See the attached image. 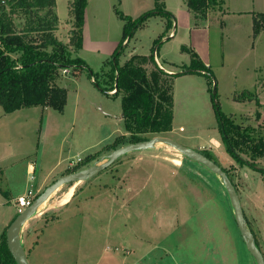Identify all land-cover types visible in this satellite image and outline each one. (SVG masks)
Instances as JSON below:
<instances>
[{
    "label": "rangeland",
    "instance_id": "374dc122",
    "mask_svg": "<svg viewBox=\"0 0 264 264\" xmlns=\"http://www.w3.org/2000/svg\"><path fill=\"white\" fill-rule=\"evenodd\" d=\"M158 4L173 16L172 26L166 31L168 19L163 14L148 16L134 30L117 62L113 61L123 34L121 15L135 20ZM4 10L9 11V6ZM54 11L67 20V0H55ZM261 11L264 0H221L216 13L195 23L185 0H87L82 45L70 50L88 68L60 71L57 83L67 89L63 110L29 107L6 113L0 107V189L4 191L0 192V224L18 213L14 200L2 203L12 198L8 188L13 195L36 188L38 179L27 174V163L36 166L41 180L47 174L51 181L70 169V161L76 170L90 158L104 161L110 151L131 142L121 118V95H108L102 88L113 82L110 73L116 63L122 65L131 54L148 55L154 49L156 63L168 73H180L197 59L211 69L212 77L198 72L174 76L170 130L140 135L165 136L207 151L224 167L236 183L246 223L264 255L263 173L226 151L213 106L215 100L222 114L264 133V32L256 37L252 33V18ZM12 18L16 30L36 27L44 20L52 24L54 19L44 8L18 9ZM64 32L56 36L61 41ZM32 35L40 37L41 33ZM156 39L160 41L154 45ZM255 166L264 169V156ZM91 178L92 187L77 194L68 211L59 213L58 206L52 205L74 183L56 189L28 220L37 228L33 254L40 252L38 263L29 256V264H75L76 259L90 264H247L249 256L253 259L219 176L171 146L156 143L128 152ZM88 182L79 181L74 189ZM81 186L76 190H83ZM88 193L99 194L103 229L96 228L101 223L95 217L83 223L82 216L67 215ZM46 207H51L49 213L40 215ZM87 222L93 230L81 234ZM88 238L92 246L78 253V242ZM49 246L54 247L47 255ZM141 256L145 260H139Z\"/></svg>",
    "mask_w": 264,
    "mask_h": 264
},
{
    "label": "trees",
    "instance_id": "16d2710c",
    "mask_svg": "<svg viewBox=\"0 0 264 264\" xmlns=\"http://www.w3.org/2000/svg\"><path fill=\"white\" fill-rule=\"evenodd\" d=\"M86 4L87 0L69 1L68 14L72 19V29L69 42L64 43L52 33L57 22L54 11L55 0L0 2V107L4 112L10 113L29 107L63 110L67 89L57 83L60 71H68L69 68H88L86 62L80 57H73L70 50L72 46L79 49L82 45ZM185 4L197 23L206 18L207 14L216 13V9L221 7V0H185ZM5 5L9 6L7 12L4 10ZM159 5L135 20L121 15L125 21L122 39L112 54L116 62L128 41L124 45L122 43L132 37L134 30L148 16L163 14L168 19L166 29L172 26L173 16ZM42 8L53 15L52 24L44 20L36 27L15 29L12 15L16 10ZM261 31H264V12H258L252 18L253 37ZM33 33H41V35L38 37L32 35ZM159 41L156 39L154 45ZM154 55V49L148 55L133 53L122 65L116 63L110 73L113 82L110 83L109 88H102L108 95H121L122 117L126 131L131 134V142L148 139L142 137L141 133H160L170 130L173 114L172 78L174 76L181 73L198 72L212 77L211 69L199 63L197 59L180 73H168L159 67ZM93 75L90 70L89 76ZM113 89H116L115 92L109 93ZM250 95L254 96L253 93ZM211 96L213 97L212 93ZM213 106L215 108V104ZM215 112L226 151L236 161L253 167L264 156V133L258 132L256 126L241 125L235 122L233 118L222 114L219 107ZM200 152L215 161L207 151ZM236 154L245 158L242 159ZM221 168L231 179L227 170L224 167ZM260 171L264 178V170ZM232 183L234 184L233 181ZM5 233L6 229L0 235V264H16L7 247Z\"/></svg>",
    "mask_w": 264,
    "mask_h": 264
},
{
    "label": "water",
    "instance_id": "95a60500",
    "mask_svg": "<svg viewBox=\"0 0 264 264\" xmlns=\"http://www.w3.org/2000/svg\"><path fill=\"white\" fill-rule=\"evenodd\" d=\"M127 41L128 39H126L125 42ZM113 61H115V57H113ZM215 94H216V86L214 85L212 90L213 98ZM214 104H215V108H218L216 106L215 100H214ZM156 143H164L168 146H171L172 148L179 151L185 157L193 161H197L204 164L209 170H211L212 172H214L219 176L225 188V191L228 195L236 226L242 236V239L245 243L247 250L253 256V259L256 264H264L263 253L260 251L259 247L257 246L254 235L246 223V219L244 216V212L240 203V199L236 187L232 183L231 179L228 177L227 173L220 167V165H218L215 161L205 156L200 151L182 145L169 137L159 136V135L119 146L113 149L112 151H110L104 158H102L104 161L100 160L93 163L90 166L62 175L58 177L56 180H54L52 183L47 185L43 189V191H41L34 198V200L30 203V205H28L20 213H17L15 215V217L11 220V222L8 224L6 228L5 234H6L7 247L13 259L15 260L16 264H29L26 252L24 250L21 241L22 227L32 216H34L38 212L42 204H44V202L56 189H58L60 186L64 184L74 183L75 181H85L96 175L99 171L111 165L118 157L128 152L152 148ZM236 155L239 156L238 154ZM253 167H255L258 170L262 169L255 165Z\"/></svg>",
    "mask_w": 264,
    "mask_h": 264
},
{
    "label": "crops",
    "instance_id": "0c3cea01",
    "mask_svg": "<svg viewBox=\"0 0 264 264\" xmlns=\"http://www.w3.org/2000/svg\"><path fill=\"white\" fill-rule=\"evenodd\" d=\"M68 2H69V0H67V9H68ZM261 12H264V11H261ZM190 13V12H189ZM191 14V13H190ZM67 15H68V19L67 20H65V21H63V20H61L60 18H59V15L58 14H56V18H57V22H56V28L54 29V36H57L58 37V35H59V32L61 31V30H63L64 29V33H63V36L64 37H62V40L64 41V42H68L69 41V37H70V31H71V29H72V19H71V17L69 16V14H68V11H67ZM192 15V14H191ZM193 17V16H192ZM194 19V18H193ZM195 23H196V21H195ZM197 23H198V21H197ZM67 25H70V27H68ZM64 26V27H63ZM166 31H167V29H166ZM263 32L264 31H261L258 35H261V34H263ZM172 34V32H171V30L169 31V33H168V35L170 36ZM164 35H162V37H163ZM59 38V37H58ZM167 38H169V37H167ZM61 40V39H60ZM130 40V39H129ZM129 40H128V42H129ZM135 51H136V49H135ZM135 53H137V52H135ZM158 59V58H157ZM205 65V64H204ZM164 71H166L167 69L166 68H164L163 69ZM167 71H169V70H167ZM166 71V72H167ZM45 109V108H44ZM121 118H122V120H123V122H124V119H123V117L121 116ZM125 126V125H124ZM217 143H218V141H216ZM225 158V157H224ZM225 160H227L226 158H225ZM88 161H90V162H86V164H85V166H83L82 168H84V167H87V166H90V165H92L93 163H95V162H97V161H99L98 159H96V158H93L92 160H91V158H90V160H88ZM58 165V164H57ZM75 164L74 163H72V161H70L69 162V168L70 169H66V171H62L61 172V174L59 175V176H57L55 179H53V180H51V181H48L47 180V174H46V176H44L43 177V179L41 180V178H40V175H39V173L40 172H38V176L36 175V170H37V168H36V166H34L33 164H31V163H27V174L29 173L30 174V176H31V178L32 179H34L35 178V181H36V178L38 179V182L36 183V188L33 190V191H36L37 193H39L40 191H43V189L47 186V185H49L50 183H52L54 180H56L58 177H60V176H62V175H65V174H68V173H70V172H73V171H76V170H79V169H82V168H79V169H72L71 167H73ZM34 174L36 175L35 177H34ZM90 179V182H88L87 183V185L86 186H81V185H78L77 187H79V186H81V187H83V190H79V191H77L76 190V188L72 191V195H70V197H69V199H68V201L66 202V203H61V200L58 202V203H55L56 205H52V208H55V206H58V208L59 209H56V211L58 210L59 211V213L60 212H66V211H68V209H69V207H70V205L72 204V202L74 201V199H75V197L77 196V194H79V193H86L85 191L86 190H88V189H90L92 186V182H94L93 180L94 179H92V178H89ZM88 180V179H87ZM86 181V180H85ZM78 182L79 181H75L74 182V187L78 184ZM236 184V183H235ZM35 186V185H34ZM236 187V186H235ZM99 190H101V188L99 189ZM2 190L0 189V192H1ZM2 192H4V191H2ZM6 192H8V193H11V199H9L7 202H6V200H3V202L2 203H9V201H15L16 200V198L18 197V196H21V195H24L25 193H23V194H21V193H16V195H15V193H14V195H13V191L12 190H10V188H8V190L6 191ZM98 195L99 194H90V193H88V194H85V195H83V197L78 201V202H75V204H74V206H73V208L71 209V210H69V213L67 214L68 215V217H81L82 219H84L83 220V223H86L85 221V219H87V218H89L90 216H92V217H95V219L97 220V222L98 223H101V224H99V226L97 225L96 226V228H98V229H103V227H102V219H100L99 217H102V212L104 211L103 210V208H102V206L100 205L101 203H100V200H98ZM47 202V201H46ZM112 203H113V199H112ZM62 204V205H61ZM93 205H96V207H93ZM49 206H51V205H49ZM51 207H46V208H44L43 209V211L41 210V213H40V215L42 214V216H44L45 214H48L49 213V211H47V210H49ZM54 211V213L56 212L55 211V209H53ZM158 211H159V213L161 212V210H160V208H158ZM56 215H57V213H55ZM16 215V214H15ZM15 215L13 216H11L10 218H8L6 221H4V219L1 221V224H0V226H1V228H0V235L2 234V232L7 228V226H8V224L10 223V221L15 217ZM39 215V216H40ZM104 216V215H103ZM28 222V221H27ZM28 225H27V227H26V229H23L24 227H22V230H21V241H22V244H23V247H25V249H26V255H27V259H28V257L29 256H31L32 257V259L34 260V263L36 262L35 261V259L38 257V255H40V252H36V255L34 256V244H35V242H36V240H35V236H36V232H37V228H36V226H35V223H34V225H30V223L28 222L27 223ZM88 224V225H87ZM87 224H85V225H87V226H85V227H82L80 230V232H81V234L82 233H86L87 231L88 232H92V230L93 229H91V226H89L90 224H89V222H87ZM25 226V225H24ZM86 227H87V229H86ZM98 231V230H97ZM77 232V231H76ZM79 232V231H78ZM99 232V231H98ZM102 232V231H101ZM88 236V235H87ZM83 240H81V242H78V246H76V251L79 253V251L80 250H85V251H87V250H89L90 249V247L92 246V241H90V238H88L87 240L85 239L83 242H82ZM27 242L29 243V245H27ZM27 246H26V245ZM27 247V248H26ZM54 246H49V247H47L46 249H45V253L47 254V255H50V250L53 248ZM24 249V250H25ZM42 249H43V247H42ZM44 250V249H43ZM145 255H146V253H145ZM264 256V255H263ZM77 257H79V256H77ZM141 259H144V256H141L140 258H139V260H141ZM138 260V261H139ZM145 260V259H144ZM29 262V261H28ZM36 263H38V262H36ZM44 263H46V262H44ZM256 264L255 263V261H254V259H252V257L251 256H249L248 257V262H247V264ZM59 264H66V262H64V261H62V262H59ZM75 264H90L89 262H87L86 260L84 261V260H80V259H76L75 260ZM122 264H124V263H122ZM134 264V263H133Z\"/></svg>",
    "mask_w": 264,
    "mask_h": 264
},
{
    "label": "built area",
    "instance_id": "2783aa9c",
    "mask_svg": "<svg viewBox=\"0 0 264 264\" xmlns=\"http://www.w3.org/2000/svg\"><path fill=\"white\" fill-rule=\"evenodd\" d=\"M6 0H0V2L4 3ZM158 63V62H157ZM159 64V63H158ZM160 68H162L160 66ZM66 72V70H63ZM116 89L110 91V93H114ZM37 196V192L33 191L32 189H28L24 195L18 196L15 200L16 208L18 213H20L23 209H25L30 203L34 200Z\"/></svg>",
    "mask_w": 264,
    "mask_h": 264
},
{
    "label": "bare ground",
    "instance_id": "6f19581e",
    "mask_svg": "<svg viewBox=\"0 0 264 264\" xmlns=\"http://www.w3.org/2000/svg\"><path fill=\"white\" fill-rule=\"evenodd\" d=\"M179 162H180V161H179ZM177 163H178V161H177ZM73 188H74V185L71 186L70 189H69L66 193H64L62 199H60V200H61V203H66V202L68 201L70 195H72L71 193H72V191H73ZM42 205H43V204H42ZM61 205H62V204H61Z\"/></svg>",
    "mask_w": 264,
    "mask_h": 264
}]
</instances>
